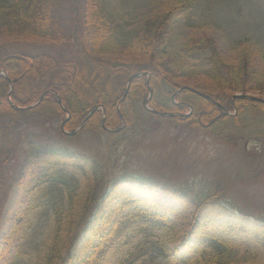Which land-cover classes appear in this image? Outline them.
I'll use <instances>...</instances> for the list:
<instances>
[{"label":"trees","instance_id":"trees-1","mask_svg":"<svg viewBox=\"0 0 264 264\" xmlns=\"http://www.w3.org/2000/svg\"><path fill=\"white\" fill-rule=\"evenodd\" d=\"M55 2L0 0V36L16 38L29 46H34L39 38L55 43L62 41L69 29L56 16ZM185 6L187 4L183 3L147 18L142 26L130 31L128 37H121L118 33L121 16L109 8L108 0H82V15L74 23V33L80 29L79 43L92 44L98 53L93 59L96 67L93 71L85 69L89 71H85V76L79 71L72 79L68 77L70 66H61L52 52L20 47L0 55V69L15 80L11 93L14 103L29 106L49 89L62 98L59 103L56 93L49 92L40 104L17 109L9 99L10 81L0 74L3 129L0 134V261L7 258L12 243L28 224L31 214L46 204L53 208L54 225L41 255L42 264H109L112 255L130 245L136 232L144 233L145 237L115 264H135L143 256L155 253L182 264H244L246 260L249 264L258 256L259 253L245 247L234 235L203 230L201 208L226 195L225 188H217L219 182L202 187L208 190L196 200V212L186 231L167 213L150 209L145 196L128 195V191L121 189L122 178H113V167L118 147L125 139V130L108 132L102 154L64 152L30 140L16 176L14 205L6 212L3 206L1 192L7 186V162L16 151L17 124L25 118L62 122L68 110L71 116L66 128L72 130L82 123L93 105L99 104L105 108L107 126L121 125L123 115L127 128L136 126L141 131V127L147 129L152 120L166 118L141 110L144 98L153 89L150 106L176 113L167 117L169 121L208 127L217 135L234 141L264 140V102L236 98L233 104L237 92L264 93V71L247 58L225 60L216 40L207 34L193 36L176 46L172 21ZM119 50L133 55L132 60L103 56ZM202 54H208L210 68L202 70L191 65L189 57ZM138 72L145 73L133 78L127 96L119 105L128 78ZM183 86L209 94L227 109L234 112L237 109V112L226 114L217 103L189 89L177 94L179 103H176L173 94ZM190 106L193 112L186 114ZM145 114L147 117H143ZM102 121L103 113L99 109L83 128L103 129ZM57 156L73 159L82 170L83 181L60 188L53 198L46 199V192L51 188L47 187L50 175L34 183L30 175L41 161ZM254 235L264 247V235ZM171 243L182 246L172 249Z\"/></svg>","mask_w":264,"mask_h":264},{"label":"rangeland","instance_id":"rangeland-1","mask_svg":"<svg viewBox=\"0 0 264 264\" xmlns=\"http://www.w3.org/2000/svg\"><path fill=\"white\" fill-rule=\"evenodd\" d=\"M108 2L109 8L121 16L118 32L121 37H128L130 31L142 26L147 18L185 3L187 6L180 9L172 21L176 46L193 36L209 34L216 40L219 53L225 60L233 62L247 58L264 71V0ZM55 3L56 16L69 29L65 39L55 43L39 38L34 46H29L16 38L0 36V55L20 47L52 52L61 66H70L68 77L72 79L79 71L85 76V71L89 72L85 69L93 71L96 67L93 59L98 53L92 44L79 43L80 29L76 31L77 34L74 33V23L82 15V0H56ZM103 56L124 61L133 58V55L120 50L107 52ZM189 60L198 69L211 67L208 54L189 57ZM254 94L264 97V93ZM141 128L139 131L138 127L133 126L123 133L125 139L115 155L113 178H122L121 189L128 191V195L145 196L150 209L167 213L182 231H186L196 212V200L208 190L202 187L219 182L217 188H225L227 192L213 204L201 208V218L205 223L203 230L236 236L245 247L259 253L249 264L264 263V247L253 236L254 233L264 235V140L234 141L217 135L210 128L185 126L167 118L152 120L147 129ZM2 131L0 124V134ZM107 134L103 129L84 127L73 135L65 136L60 129V121L47 122L36 117L20 121L16 128V151L7 162V186L1 192L5 212L14 205L16 176L30 140L64 152L102 154ZM48 175L47 187L51 188L46 192V199L53 198L60 188L83 181L82 170L68 156L44 159L33 168L30 179L34 183ZM53 225L52 206L46 204L38 207L12 243L7 258L0 264H42L41 255L46 249ZM144 237V233L136 232L130 245L112 255L109 264H115ZM170 245L172 249L182 246L178 243ZM135 264L182 263L155 253L143 256ZM244 264H248V260Z\"/></svg>","mask_w":264,"mask_h":264},{"label":"water","instance_id":"water-1","mask_svg":"<svg viewBox=\"0 0 264 264\" xmlns=\"http://www.w3.org/2000/svg\"><path fill=\"white\" fill-rule=\"evenodd\" d=\"M0 73H1V70H0ZM141 74H142V73H137V74L133 75V76L129 79V82H128V85H127V91H126V92H128V90H129V87H130V84H131L132 79H133L135 76H139V75H141ZM13 84H14V81H11L12 89H13ZM186 88L189 89V90H193V91L199 93L200 95H202V96H204V97H206V98H208V99H210V100H214L211 96H209V95H207V94H205V93H203V92L197 91L196 89H194V88H192V87H190V86H184V87H182L179 91H181V90H183V89H186ZM179 91H177V92L174 94V97L177 95V93H178ZM47 92H48V91L44 92V93L39 97L37 103H40V102L42 101V99L44 98V96L46 95ZM152 93H153V91H151V95H152ZM151 95H150V97H151ZM150 97H149V98H146L145 101H144V104H145V106H146L147 108L149 107V106H148V103H149ZM237 97H238V98L251 99V100H255V101L264 102V98L259 97V96H255V95H251V94H241V93H237V94L234 95V99L237 98ZM58 100H59L60 103H62V99H61V97H60L59 95H58ZM37 103H36V104H37ZM14 106H15L16 108H20L19 106L15 105V104H14ZM32 106H33V105H32ZM32 106H29V107H32ZM98 108H99L98 105L94 106L93 109H92V111H91V114H93V112H95L96 109H98ZM222 109H224L227 113H229V111H227L223 106H222ZM152 111H154L156 114L161 115V116L173 115V113L159 112V111H156V110H152ZM91 114H89V115L86 117V119L84 120L83 123H85V121L88 120V118H89V116H90ZM65 121H66V120H65ZM65 121L62 123V129H63L64 131H65ZM104 127H106L105 124H104ZM121 128H122V127H119V128H117V129H115V130H116V131H119V130H121ZM106 129H108V130H112V129H110V128H106ZM113 130H114V129H113ZM65 132H67V131H65ZM74 132H75V130L72 131L71 133L73 134Z\"/></svg>","mask_w":264,"mask_h":264},{"label":"bare ground","instance_id":"bare-ground-1","mask_svg":"<svg viewBox=\"0 0 264 264\" xmlns=\"http://www.w3.org/2000/svg\"><path fill=\"white\" fill-rule=\"evenodd\" d=\"M207 35H208V36H210V37H212V36H211V35H209V34H207ZM235 94H236V93H235ZM235 94H234V95H235ZM233 98H234V96H233Z\"/></svg>","mask_w":264,"mask_h":264}]
</instances>
